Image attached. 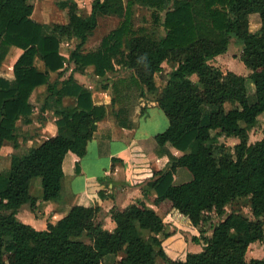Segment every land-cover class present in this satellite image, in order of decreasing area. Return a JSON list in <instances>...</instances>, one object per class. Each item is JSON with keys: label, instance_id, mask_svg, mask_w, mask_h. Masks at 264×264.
Listing matches in <instances>:
<instances>
[{"label": "trees", "instance_id": "1", "mask_svg": "<svg viewBox=\"0 0 264 264\" xmlns=\"http://www.w3.org/2000/svg\"><path fill=\"white\" fill-rule=\"evenodd\" d=\"M136 5L153 10L151 29L134 28ZM57 6L68 21L46 32L32 20V0H0V64L9 48L22 50L13 80L0 77V152L6 145L14 151L0 171V264H264V257L246 258L250 245L264 243V136L249 143L264 113V0H93L86 16L74 0ZM252 14L260 20L256 32L249 29ZM102 16L121 22L85 51ZM63 38L75 43L74 71L92 67L104 87L111 84L113 97L96 103L73 75L64 78ZM232 41L241 46L247 76L211 64ZM122 70L129 75L110 81L109 74ZM42 86L39 111H52L57 133L24 148L18 124H31L30 97ZM134 89L135 111L155 106L168 118L154 136L167 169L154 171L140 144H131L132 181L142 198L111 208L112 230L99 220L107 198L101 179L87 185L93 206L75 205L44 230L23 223L18 210L37 208L32 180L40 178L42 201H57L66 154L83 157L97 123L108 114L121 120ZM221 138L237 143L230 147ZM178 169L190 179L174 183ZM240 202L248 203L252 218L234 207ZM187 236L199 252L175 245Z\"/></svg>", "mask_w": 264, "mask_h": 264}, {"label": "crops", "instance_id": "2", "mask_svg": "<svg viewBox=\"0 0 264 264\" xmlns=\"http://www.w3.org/2000/svg\"><path fill=\"white\" fill-rule=\"evenodd\" d=\"M74 1L78 4V7H81L79 0ZM70 52L69 50L66 53L67 55L61 52L64 58L67 56L64 78L73 75L77 82L91 91L93 100L96 103L103 102L108 97H113L111 84L108 83V86L104 87L98 83L96 77L91 75L93 72L92 67H88L84 73L74 71V65L69 63ZM42 92L40 97L43 99L46 93H44L45 91ZM33 94L30 101L33 103L39 102L40 97L37 96L36 100ZM68 102L69 100L66 99L64 104ZM115 110L118 111V106L115 107ZM159 110L162 111L154 106L146 109L143 113H139L131 106H125L122 109L121 120H116L114 114H108L104 120L97 123L95 134L87 142L83 157L78 158L72 153L66 154L62 165L64 176L59 199L55 202H45L41 200V192L35 194L33 196L38 199L36 210L33 212L28 205H23L18 210L17 217L36 230H44L49 222H55L63 218L75 205L93 206L94 200L87 189V185L90 181L101 179L102 184L107 187V198L100 203L99 220L104 228L112 230L114 223L110 217L111 208L113 206L125 207L142 198L141 186H134L132 181L131 144L133 142L140 144L154 171H165L167 169L168 157L165 154H159L158 147L152 139L161 132L142 130L154 117H150L149 113L154 115ZM143 114L148 115L143 117ZM31 118V124L26 125L29 128L28 134L20 139L22 142L20 144L23 147H30L42 139L56 135L57 126L52 111L45 110L41 113L39 108H36ZM141 119H144L143 125ZM167 149L174 155L180 154L168 146ZM12 152L14 151L9 145L1 149L0 158L6 165V170L9 168ZM178 176L183 179L188 178L182 169L177 170L175 180ZM38 189L41 191V188Z\"/></svg>", "mask_w": 264, "mask_h": 264}, {"label": "rangeland", "instance_id": "3", "mask_svg": "<svg viewBox=\"0 0 264 264\" xmlns=\"http://www.w3.org/2000/svg\"><path fill=\"white\" fill-rule=\"evenodd\" d=\"M60 1H64V0H32L34 4L32 20L45 26L46 32H49L50 28L54 24H65L68 21V15H67L66 10H62L58 8L57 6V3ZM79 1H80L79 4L81 5V7H79L80 13L82 14V16L88 15L91 10V3L93 0H79ZM152 15H153V10L142 7L140 5H136L134 7L133 17H132V24L134 28L137 30L140 28H144L147 30L151 29L153 27V16ZM120 22H121L120 18H115L111 16L99 17L97 27L94 30L92 36L89 37L88 42L85 45V51H91V50L96 49L99 46L103 37L108 35V33H110L113 29L117 28ZM259 28H260V20H259L258 15L257 14L250 15L249 17L250 31L256 32ZM159 32L162 33V30L159 29ZM64 39L66 38H63L60 44V52H63L65 53V55H67L66 53L69 52V50L71 51L74 48L75 43L66 41ZM241 50H242L241 46L235 44L232 41L228 48V51L225 54L220 55L216 57L214 60H212L211 64L216 67H219L223 72L232 71L237 74L247 76L248 70L240 59L241 52H242ZM21 53H22V50L17 47H11L7 50L0 64V77L1 78H5L9 81L13 80L14 78L13 77V64ZM65 57H66L65 60H67V56ZM164 68L166 71L171 70V66H168L166 64L164 65ZM129 73L130 71L128 70H122L116 74H109L108 77L110 81L111 80L113 81L121 77H127ZM91 75L95 76L93 72L91 73ZM54 79H55V74H53L51 80H54ZM96 79L98 83H100L101 85H104L103 84L105 83L104 81L102 82V80L97 77ZM246 87H247L248 94H252L253 87L249 80L246 82ZM45 89L46 87L42 86L34 91L33 96L36 97V100H37V96L40 97V93L42 94L43 93L42 91H45ZM136 94L137 92L135 89L131 91L132 101L130 102V106L132 109L136 102ZM250 101H253V97L250 98ZM40 102H42V97H40L39 102H36V103L32 102L35 109L40 108V105H41ZM152 114L153 113H149L150 117L152 116L154 117L151 118V121L142 130L151 131V132H162L163 130H165L169 122L164 112L159 110L157 114H154V115ZM147 115L148 114H143V117H146ZM143 123H144V119H141V124L143 125ZM18 127H19V132H20V136H19L20 137L19 140H20L21 138H23L25 135L28 134L29 128L26 127V125H22L21 122L18 124ZM263 136H264V113L261 116H259L258 125L254 129L251 130L250 135H249V143H254L255 141L263 138ZM152 139H154V137ZM220 141L230 147H233L237 143V140H234V139L221 138ZM20 143L22 144L21 140H20ZM21 147L23 146L21 145ZM24 148H28V147L25 146ZM0 171L1 172L6 171V165L2 162L1 158H0ZM182 171L187 174L188 178L183 179L181 178V176L180 177L178 176V178L174 180V183L180 184L190 179L189 172H187V170L185 169H182ZM31 186H32V189H31L32 194L33 195L39 194L41 192L40 189H38V188H41L40 178L33 179ZM149 206L151 208H155L152 204H150ZM234 207L240 208L247 217L252 218L251 211L248 207L247 202H240V203L234 204ZM208 233H210V231H208ZM185 244L187 245V248L190 252L200 251V247L193 244L189 236H187L186 240L179 238V240H177L175 245L177 247H181V246H184ZM263 257H264V243L250 245L246 253L247 260L251 258H263Z\"/></svg>", "mask_w": 264, "mask_h": 264}]
</instances>
